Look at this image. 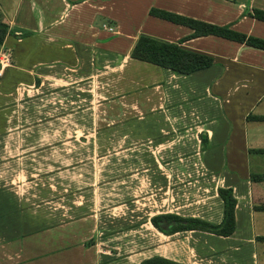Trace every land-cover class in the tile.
<instances>
[{
	"label": "crops",
	"instance_id": "0c3cea01",
	"mask_svg": "<svg viewBox=\"0 0 264 264\" xmlns=\"http://www.w3.org/2000/svg\"><path fill=\"white\" fill-rule=\"evenodd\" d=\"M153 9L264 39V0H0V264H264V49ZM142 35L212 64L133 57ZM220 187L229 235L152 224L220 223Z\"/></svg>",
	"mask_w": 264,
	"mask_h": 264
},
{
	"label": "trees",
	"instance_id": "16d2710c",
	"mask_svg": "<svg viewBox=\"0 0 264 264\" xmlns=\"http://www.w3.org/2000/svg\"><path fill=\"white\" fill-rule=\"evenodd\" d=\"M152 13L171 21L188 25L194 29L193 35L215 34L228 39L245 42L255 47L264 49V39L246 35L229 28L207 22L198 21L189 17L177 15L162 10H151ZM257 18L264 20V11L254 10ZM7 31V25L0 23V43ZM131 55L157 65L172 69L177 74L190 73L192 71L208 67L212 64L211 57L196 53L180 47L176 43H167L140 36L135 43ZM264 118V117H263ZM218 194L223 200V219L220 223H210L198 218L182 217L176 214H159L151 218L152 224L165 233L180 230L201 229L221 235H229L234 230V207L236 199L232 190L218 188ZM141 264H180L162 258H153Z\"/></svg>",
	"mask_w": 264,
	"mask_h": 264
},
{
	"label": "built area",
	"instance_id": "2783aa9c",
	"mask_svg": "<svg viewBox=\"0 0 264 264\" xmlns=\"http://www.w3.org/2000/svg\"><path fill=\"white\" fill-rule=\"evenodd\" d=\"M105 27H107L109 30H112V29H113L112 26H108V25H106ZM6 61H8V55H7V54H4V55L1 56L0 62H1V63H2V62L4 63V62H6ZM0 74H1V71H0Z\"/></svg>",
	"mask_w": 264,
	"mask_h": 264
}]
</instances>
